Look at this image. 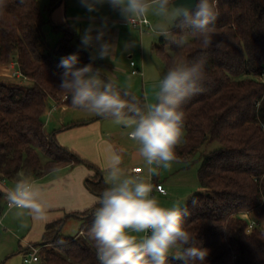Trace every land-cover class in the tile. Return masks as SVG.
I'll list each match as a JSON object with an SVG mask.
<instances>
[{"label": "trees", "instance_id": "1", "mask_svg": "<svg viewBox=\"0 0 264 264\" xmlns=\"http://www.w3.org/2000/svg\"><path fill=\"white\" fill-rule=\"evenodd\" d=\"M63 1L48 0L42 8L39 0H5L0 9V66L16 62L32 82L21 87L0 80V180H17L21 171L38 178L83 164L97 172L89 188L100 196L110 186L101 170L62 146L56 132L46 133L50 101L77 108L59 88L64 69L58 65L61 57L78 51V33L70 22L55 25L62 40L51 49L44 33L45 13ZM216 5L211 47L190 36L182 48L170 40L159 46L166 69L174 59L207 61L203 91L181 105L184 137L176 153L178 160L199 155L202 189L186 205L190 215L184 225L209 250L205 264H264V0H216ZM217 41H223V48L215 47ZM79 55L78 66L91 62L89 52L79 49ZM215 143L219 147L209 150ZM96 207L69 216L85 219L83 233L75 238L62 235L64 221L48 225L42 243L35 245L42 246L37 264H99L88 237ZM168 264L183 262L170 257Z\"/></svg>", "mask_w": 264, "mask_h": 264}, {"label": "clouds", "instance_id": "2", "mask_svg": "<svg viewBox=\"0 0 264 264\" xmlns=\"http://www.w3.org/2000/svg\"><path fill=\"white\" fill-rule=\"evenodd\" d=\"M25 0H20L23 4ZM88 13H95L107 4L117 11L128 25L151 15L157 18L153 31L170 40L178 48L189 44L187 37L200 41L204 48L211 47L216 35L218 10L216 0H79ZM5 0H0V9ZM81 34L77 52L61 57L59 88L68 94L73 107L94 115L114 119L131 131L130 140L138 145L150 174L158 169H170L178 162L177 146L183 141L185 113L181 105L203 91L206 79V59L195 61L174 59L158 84L156 102L141 103L128 88H120L114 79H105L101 69L94 67L96 60H113L117 46L106 40L108 18L95 17ZM175 29L176 31H173ZM179 37V38H177ZM223 41L215 47L223 48ZM135 47L132 41L125 50ZM90 52V63L80 64L79 49ZM122 157L113 151L108 165L107 187L94 203V220L88 230L99 264H168L169 258L183 264H205L209 250L196 242V237L184 225L190 215L187 206L177 202L164 207L152 195L150 179L126 174L121 168ZM155 165V167H153ZM9 209L15 215L25 214L33 220H44L49 205L44 202L43 190L36 180L23 171L14 185L5 191ZM196 201L193 200V205Z\"/></svg>", "mask_w": 264, "mask_h": 264}, {"label": "rangeland", "instance_id": "3", "mask_svg": "<svg viewBox=\"0 0 264 264\" xmlns=\"http://www.w3.org/2000/svg\"><path fill=\"white\" fill-rule=\"evenodd\" d=\"M39 2L42 8H45L48 4V0H39ZM45 16L47 17V24L44 27V33L49 49L53 48L62 40V34L54 31L53 27L59 23L69 22V16H80L84 18L82 19L84 21H75L73 26L78 35H80L79 39L76 38L80 40L78 43H81V34L84 29L92 22L89 20L90 16L95 17V23L97 25L101 23L102 17H107L108 21L122 19L119 13L111 9L107 4L101 6L98 12L88 13L86 9L80 5L79 0H64L59 8L51 13L46 12ZM146 19H148L151 24L143 30H140V28L134 29L128 24L126 26H119L118 24L108 23L105 39L117 46L115 57L113 60H96L94 63L97 65V68L101 69L102 76L105 79H114L120 88H128L130 85L131 87L129 90L136 97L140 99L143 98L145 103H154L156 102L159 81L167 72L164 62L159 55V48H161L159 46L163 40H169L157 35V33L153 31V25L157 22V18L149 15ZM116 29H121L118 38L112 34ZM109 32L111 35H109ZM132 41L135 42V47L125 50V45ZM165 50L170 52L169 47H165ZM92 51L93 49L91 48L87 50L89 53ZM132 62L136 64V67L133 68L131 66ZM134 70L143 72V75H134ZM0 80L21 87L32 86V82L22 75L19 65L16 62L5 67L0 66ZM55 109L57 110L54 111ZM60 112V108L58 110V107L50 101L49 109L44 118L47 127L46 130L48 132L59 133L74 124L80 125L75 127L78 129L83 126L85 122L98 121L102 123L104 130L102 133L106 140L116 142L120 146H123V149L125 148L130 152L129 149L132 141L129 140L127 135V133L131 131L130 128L126 129L114 119L103 118L80 108H72V112L65 116L67 126L62 128L58 123L61 118ZM218 147L219 145L215 143L210 145L208 149L213 150ZM198 159L199 155H196L191 160L184 159L173 162L172 170L175 167L173 172L171 169L163 168L165 175L168 172H172L168 175L169 177H167L168 183L163 178L165 180L164 188L167 191V195L164 196L158 192L153 193V196L156 197L162 206L172 207L179 202L180 206L183 207L187 205L194 196L200 193L197 188L200 187L198 178L200 163ZM146 166L147 165H145V170H147ZM105 176L106 179H108V172L105 173ZM147 176L146 174V180ZM16 211V209L8 210L4 208L0 213V264H23L22 241L29 236L33 225L31 216L25 214L23 217L18 218L15 215ZM84 224L85 221L71 217L64 223L61 231L62 235L64 237L75 238L80 234Z\"/></svg>", "mask_w": 264, "mask_h": 264}, {"label": "crops", "instance_id": "4", "mask_svg": "<svg viewBox=\"0 0 264 264\" xmlns=\"http://www.w3.org/2000/svg\"><path fill=\"white\" fill-rule=\"evenodd\" d=\"M68 19L69 22L73 25L75 24V21H84L82 20L84 18L80 16H69ZM123 20V18L117 19L116 21L109 20L108 23L118 24L119 26H126L127 22ZM120 33L121 29H116L115 31H113L112 34L113 36L118 38V36H120ZM109 35H111L110 32ZM79 36L80 35H78V39ZM75 41L80 42V40L77 39H75ZM59 108L61 111V118L59 119L58 123L61 125L60 127L65 128V126H67L65 116L68 115V113L72 112V107L64 105L58 107V110ZM56 110L57 109H55L54 111ZM79 128L77 129L75 127H70L60 131L59 133H57V140L60 144H62V146L70 149L71 151L81 156L84 160L97 166L101 170V178H103L107 182V184L109 183L108 179H106L105 173L108 172L109 160L113 151L121 155V168L125 171L126 174H134L133 169L140 168L143 172L141 176L145 178L147 174V179H150V182L153 185L160 184L165 187L164 181L166 180V182L168 183V175H170L175 170V167L172 170L171 166L170 169L172 170V172H168L166 175L164 174L163 168L158 169L157 175L150 174L148 171V166H146L147 170H145L146 164L143 158L138 155V145L136 144V142L129 139L130 141H132L129 152L127 149H123V146H120L116 142L106 140L103 137L102 132L104 130L101 122H85V124H83V126ZM46 133L50 134V132H48L47 130ZM96 173L97 172L91 169L90 167L82 164L74 167H66L63 169H59L38 178L33 177L43 190L44 202L50 207L46 219H32V231H30L29 236L26 237L27 239L25 238L22 241L21 245V248L23 249L22 260L24 254L27 253L31 247L35 246L36 244L42 243L43 235L47 231L48 225L64 220V223H66L71 214L85 213L91 210L95 205H97L94 203V201L95 198L99 196L89 188V183L94 181V179L96 178ZM3 181L4 180H0V192H2L3 194V208L1 209V212L4 210V208H7L8 210H13L7 207L5 191L11 188L16 180L6 182ZM197 188L199 191H202L200 187ZM75 218H78L83 221L85 220L84 216H78ZM82 233L83 231H80V234ZM36 247L42 249V246Z\"/></svg>", "mask_w": 264, "mask_h": 264}, {"label": "built area", "instance_id": "5", "mask_svg": "<svg viewBox=\"0 0 264 264\" xmlns=\"http://www.w3.org/2000/svg\"><path fill=\"white\" fill-rule=\"evenodd\" d=\"M149 25H150V22L145 17L143 20L138 21L134 24H131L130 26L132 28H135V29L140 28V30H143L145 27H148ZM131 66L134 68V67H136V64L132 62ZM133 74L134 75H143V72H141L139 70H134ZM133 173L135 175L141 176L143 172H142V169L135 168V169H133ZM3 182H6V180H4ZM153 186H154L153 193L158 192L161 195H167V191L165 190L163 185L159 184V185H153ZM7 207H8V203H7ZM255 225H256V223L254 221L250 222L248 232L251 229H253V227ZM40 251H41V248H39V247H36V246L31 247L30 250L24 254L23 264H37L40 261V256H39Z\"/></svg>", "mask_w": 264, "mask_h": 264}, {"label": "water", "instance_id": "6", "mask_svg": "<svg viewBox=\"0 0 264 264\" xmlns=\"http://www.w3.org/2000/svg\"><path fill=\"white\" fill-rule=\"evenodd\" d=\"M178 2H181V0H178ZM61 42V41H60ZM65 221V220H64Z\"/></svg>", "mask_w": 264, "mask_h": 264}]
</instances>
